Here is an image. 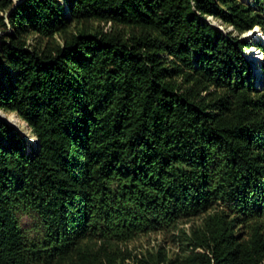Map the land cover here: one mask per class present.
Segmentation results:
<instances>
[{
	"label": "trees",
	"instance_id": "16d2710c",
	"mask_svg": "<svg viewBox=\"0 0 264 264\" xmlns=\"http://www.w3.org/2000/svg\"><path fill=\"white\" fill-rule=\"evenodd\" d=\"M15 1L0 111L34 141L0 117V264H264V0ZM195 218L182 256L127 247Z\"/></svg>",
	"mask_w": 264,
	"mask_h": 264
},
{
	"label": "rangeland",
	"instance_id": "374dc122",
	"mask_svg": "<svg viewBox=\"0 0 264 264\" xmlns=\"http://www.w3.org/2000/svg\"><path fill=\"white\" fill-rule=\"evenodd\" d=\"M60 1L62 2L63 0ZM240 1L246 4L253 3V0H240ZM15 2L20 3V1L18 0H16ZM6 13H3V15L7 16L5 15ZM208 21L213 23V25L219 28L220 30H223L226 34L232 31V28L222 26V24L219 21L214 20L212 17H210ZM97 25H99V23L95 24V27H97ZM102 27L110 31L113 29L111 25L105 26L104 24H102ZM257 29H258V33L255 32L257 31ZM114 30L116 29L114 28ZM259 31L261 32L260 28H256L254 31H250V33L247 32L240 37V40L245 39L249 43L258 41L259 39H261L260 38L261 35ZM234 36H237V34H234ZM30 42L34 43L33 40H30ZM245 54L250 59H252V61H259L260 54L255 49H248L245 51ZM256 70L257 73H259V69L256 68ZM0 117L4 119L6 122H8L10 125L15 127L17 130H19L25 137H27V139L31 143H33L34 137L31 135L27 125L23 123L17 117L16 114H10L0 111ZM18 218L21 228L24 229L25 232L31 237L36 236L39 227L38 218L35 215L28 213H20L18 215ZM200 222H201V218H195L192 220L183 221L179 226V231L177 230V231L157 232V233L147 234L131 241L130 243H128L127 247L131 252H133L134 255H138V256H147L148 253H157L160 251L161 248L167 253L169 258H175L178 255L182 256L183 252L181 248L182 246H180V244H183V240L181 241L182 238L180 236L181 235L180 230H186L187 232H189L193 225H198L200 224Z\"/></svg>",
	"mask_w": 264,
	"mask_h": 264
},
{
	"label": "bare ground",
	"instance_id": "6f19581e",
	"mask_svg": "<svg viewBox=\"0 0 264 264\" xmlns=\"http://www.w3.org/2000/svg\"><path fill=\"white\" fill-rule=\"evenodd\" d=\"M255 32H257L258 33V30L257 31H255ZM261 58V57H260Z\"/></svg>",
	"mask_w": 264,
	"mask_h": 264
},
{
	"label": "water",
	"instance_id": "95a60500",
	"mask_svg": "<svg viewBox=\"0 0 264 264\" xmlns=\"http://www.w3.org/2000/svg\"><path fill=\"white\" fill-rule=\"evenodd\" d=\"M248 33H250V32H248ZM244 38H246V37H244Z\"/></svg>",
	"mask_w": 264,
	"mask_h": 264
}]
</instances>
